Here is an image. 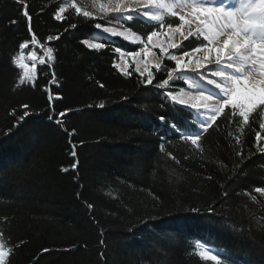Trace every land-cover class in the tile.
I'll return each instance as SVG.
<instances>
[{"label":"trees","instance_id":"16d2710c","mask_svg":"<svg viewBox=\"0 0 264 264\" xmlns=\"http://www.w3.org/2000/svg\"><path fill=\"white\" fill-rule=\"evenodd\" d=\"M24 5L30 24L0 0V264H264V94L233 92L205 131L155 87L165 73L145 86L127 55L143 44L96 37L101 22L68 0ZM159 16L121 22L142 38L179 23ZM25 43L52 49L32 83L12 62ZM210 244L218 261L200 254Z\"/></svg>","mask_w":264,"mask_h":264},{"label":"snow or ice","instance_id":"6c2138e0","mask_svg":"<svg viewBox=\"0 0 264 264\" xmlns=\"http://www.w3.org/2000/svg\"><path fill=\"white\" fill-rule=\"evenodd\" d=\"M17 3L22 5L23 11L22 15L26 17L31 22V16L27 12L26 5H24V0H16ZM137 4L143 5V10L140 8H129L127 13H124L120 6V0H117V5L108 9L104 4H101V8L104 11H111L117 19L124 20L126 23H130L137 18H149V13L152 8L158 9H168L171 12L172 17L176 18L179 23L173 27L172 25H168V32L161 33L159 29L152 30L147 34L146 38H142L139 36H135V34L131 33V29H125L123 31H117L113 28H107L105 31L112 36H118L124 39L129 44H134L136 41H139L143 44V47H140L138 51H133L127 53L129 57L135 58L140 56L142 53L150 52L151 47H158L162 57L168 58L174 64V67L169 68L166 64L162 66L161 62L157 60L154 67L166 74V78H163L159 83L155 84V87L159 90L165 89V86L169 84L170 80L173 79V73H176L181 79L185 75H188V72L194 74V80H199V85H202V89L198 90L194 94L190 95L189 100L191 101L190 108L191 109H209L208 107L202 106L204 101L211 102L212 100L224 101L227 96L230 95V89L227 87H221L222 84L225 83L230 77L226 75L229 73V69H233V65L237 62L243 63L244 66L248 65L247 61L249 57L245 55L247 51L252 49L255 52H264V30L261 31V36L257 39L255 36L249 39L247 36L242 35L249 30L250 25L245 24L243 26L237 24H232L229 28L228 25L224 23L225 20L233 18L235 13L231 10H225L224 7H212L211 4L216 3V0H198V3H193L189 5V11L187 13L181 14L177 11L173 10V6H169L166 3H159V0H136ZM159 3V6L157 4ZM64 9H59V12L55 15L56 20H61V16L59 13L63 12ZM203 13V15H201ZM91 13L84 12V17H91ZM163 17L154 16L148 19L149 23L153 21H160ZM195 21L198 25L195 34L190 30L185 34L181 31L186 24ZM16 23V21H13ZM73 27H76L73 25ZM95 28H101L100 24H95ZM163 27V26H161ZM228 28V31L225 29ZM179 32L184 40H194L197 38H201L203 43L198 44L195 48H190L187 51H183V44H177L176 42H171L165 44L161 42L158 37L163 34L165 36L171 37L172 32ZM32 42L39 44V41L36 40L35 36H32ZM49 40L58 39V37H48ZM82 43L86 44L90 49L98 50L103 47L102 44L97 43H88V41H82ZM23 48H28L29 44L25 43L22 45ZM43 47V45H41ZM181 50L180 55H172L170 50ZM117 52L120 49H116ZM47 52L49 55L52 53V49L48 48ZM202 53L199 58L195 59L194 64L191 62L192 58L195 54ZM30 59L36 60L37 56L35 52L30 54ZM186 59L188 62H186ZM14 64H18L20 68L26 69L25 76L31 80L32 77L29 75L32 72V68H29L28 65L24 63L23 54L15 57L12 61ZM41 64L45 63L44 60L40 61ZM136 72L140 74V76H144L146 74L145 86L153 85L154 77L153 72L150 70L149 64L150 62L145 61L143 67L140 66V61H137ZM212 65H216L217 68L214 72L208 71ZM222 66V67H221ZM35 66H33L34 68ZM116 68L120 69L126 76L130 75L127 71V68L123 65L117 64ZM179 70V71H178ZM187 70V71H185ZM238 73H242L239 69H236ZM264 74V73H262ZM54 75V74H53ZM236 77H243L237 74H231ZM219 82H218V79ZM240 81H236L239 83ZM23 83V80H21ZM211 90L210 92L208 90ZM167 95L172 97V100H176V96L172 95L171 92L167 93ZM62 96L57 95L55 99H62ZM53 97L49 96V100H52ZM187 102L183 99L180 100L181 105H185ZM27 107V106H24ZM99 107H104L103 104L99 105ZM67 111V110H66ZM66 113H60V115H65ZM27 115V113H26ZM23 119V118H22ZM162 122L164 121V117H160ZM59 123V121H57ZM204 130H207V126H204ZM193 135H188L190 137ZM199 136V135H195ZM187 137H185L187 139ZM73 157L76 156L75 150L71 152ZM77 167L76 164H73L72 168L75 169ZM62 171L67 172L68 169H62ZM257 191L264 192V188L257 189ZM91 207V206H89ZM48 251V250H45ZM207 259L212 261H218L217 255H211L209 253H201Z\"/></svg>","mask_w":264,"mask_h":264},{"label":"rangeland","instance_id":"374dc122","mask_svg":"<svg viewBox=\"0 0 264 264\" xmlns=\"http://www.w3.org/2000/svg\"><path fill=\"white\" fill-rule=\"evenodd\" d=\"M68 1L75 4L76 7H78V9L82 11L83 13L84 12L91 13L94 18L98 19L101 22L100 24L101 28L98 29L96 37L98 38L118 37V36H112L109 33H107L105 31V29L107 28H113L117 31L125 30L122 26V22L120 19H117L111 11H104V9L101 8V4H104L106 8L111 9L112 7H115L117 5V0H68ZM219 1L220 2L227 1V3H225L224 6H228V7L225 8V10L226 11L231 10L235 13V16L233 18H230L224 21V23L228 25L229 28L232 24L238 23L241 26L248 24L252 27H250L247 32L242 33V35L247 36L249 39L253 38L254 36L258 39L261 36V31L264 30V0H249L248 1L249 3L247 2V0H216V3L211 4L210 6L220 7L221 3ZM159 3H166L170 7L173 6L174 11L184 14L189 11L188 6L193 3H198V0H159ZM159 3L157 4V6H159ZM120 6L124 13H127L129 8H140L141 10H143V5L137 4L136 0H129L128 3H125V0H120ZM159 10H162V9L152 8L149 13V19L151 17L156 16ZM165 10L169 11L168 9H165ZM201 15H203V13H201ZM197 27L198 25L196 24L195 21H193L189 24H186L184 28L181 29V31L187 34V32L191 30L195 34ZM228 30H229L228 28L225 29V31H228ZM165 32H168V31H165ZM173 32H174V35L171 34L170 38L169 36L164 35L163 37L159 36L158 39L161 42H164L165 44L171 43V42H176L178 45L181 44V42L184 40L183 37L180 35L179 32H175V31ZM88 43H95V42L88 41ZM149 46L151 47V45ZM151 48L159 49L158 47H151ZM152 49L150 50V52L142 53L138 57H135V58L129 57L130 61L134 64L135 68L137 67V63H136L137 61H140L141 67H143V64L145 61L150 62L149 64L150 70L151 68L154 67L157 60H159L162 64V60L158 57L156 52L153 51ZM250 51L246 52V55L249 57L247 61L248 65L243 66L244 65L243 63H240V62H237V63H240L239 65L241 68L245 67L246 68L245 70H252V75H253L252 81L253 82H256L258 84L264 83V74H262L264 73V52H255L254 49ZM32 52L36 53V56H37L36 60L30 59V54ZM21 54H23L24 56V63L28 65L29 68L33 69L32 72L29 74L32 77V79L29 80L25 76L26 69L20 68L18 64H14V65L16 66L18 70H20L21 80H23V83H32L37 77V67L41 64L40 61L44 60L46 62V59H48L47 57H49L50 55L48 54V52H45L43 54L38 52L37 47L34 46V44H30V43H29L28 48H23L21 46V49L17 56ZM201 55L202 53L195 54L191 62L194 64L195 59L199 58V56ZM186 62H188L187 59H186ZM120 65L124 66L123 62H121ZM33 66L35 67L33 68ZM252 67L254 68L252 69ZM216 68H217L216 65H212L211 68L208 69V71L214 72ZM228 71L229 73H226V75H228L230 78L226 80L225 83L221 85V87L229 88L230 95L233 94V92H240L243 94V97L245 98L244 100L246 101V103H252L256 99L255 98L257 96L256 92L264 94V86L262 87L261 85L251 84L245 79L242 73L241 74L233 73L230 69ZM231 74H237L243 77H236V76H232ZM175 81L183 82V85L177 90L171 91V89L174 88L172 83H174ZM236 81H240V82L236 83ZM218 82H219V79H218ZM198 85H199V80H194V74L191 72H188V75H185L183 79H181L176 73H173V79L170 80L169 84L165 86V90L167 91V93L171 92L172 95L176 96V100H174L175 102L180 103V100L183 99L187 102L185 105L190 106L191 104V101L189 100L190 95L194 94L198 90H201L203 87L202 85H200V87L198 88ZM208 91L210 92L211 90L209 89ZM230 95H228L226 98L228 99ZM216 99L217 101H219L220 104H219V107L215 108L214 111L213 110L210 111L209 109H194L197 113V118L204 125H206L220 111L223 105V102L227 100L226 99L224 101H220L218 100L219 99L218 97ZM202 106L206 107L204 103H202ZM201 253H209L213 255L211 251L209 252L206 250H202V248L200 249V254Z\"/></svg>","mask_w":264,"mask_h":264},{"label":"bare ground","instance_id":"6f19581e","mask_svg":"<svg viewBox=\"0 0 264 264\" xmlns=\"http://www.w3.org/2000/svg\"><path fill=\"white\" fill-rule=\"evenodd\" d=\"M129 2V0H125V3H128ZM145 19H149V18H145ZM172 35H174V32L172 33ZM251 52V51H250ZM245 55H246V53H245ZM250 56H251V54H250ZM240 63H236L235 65H233L232 67H233V69H230L233 73H237V74H241V73H238L237 72V70L236 69H239V71L240 72H242V75L245 77V79L248 81V82H250L251 84H253V85H261L262 87L264 86V85H262V84H264V83H256V82H253L252 81V70H245L246 68L245 67H243V68H241L240 67V65H239ZM244 66V65H243ZM254 67H252V69H253ZM202 87V86H201ZM219 98V97H218ZM205 105H206V107H208L209 108V110L211 111V110H215V108H217V107H219V101H217V100H212L211 102H209V101H204L203 102ZM209 252L211 251L212 252V254L213 255H219V257L221 256V254L223 253L222 252V250L220 249V248H216L215 246H213L212 244H210V246H204Z\"/></svg>","mask_w":264,"mask_h":264},{"label":"crops","instance_id":"0c3cea01","mask_svg":"<svg viewBox=\"0 0 264 264\" xmlns=\"http://www.w3.org/2000/svg\"><path fill=\"white\" fill-rule=\"evenodd\" d=\"M139 41H136L135 43H138Z\"/></svg>","mask_w":264,"mask_h":264}]
</instances>
